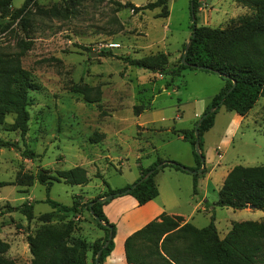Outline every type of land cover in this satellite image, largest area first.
<instances>
[{
  "label": "rangeland",
  "instance_id": "obj_1",
  "mask_svg": "<svg viewBox=\"0 0 264 264\" xmlns=\"http://www.w3.org/2000/svg\"><path fill=\"white\" fill-rule=\"evenodd\" d=\"M154 1L34 0L24 25L19 19L11 22L0 18V54L19 56L21 67L37 88L28 94L29 121L24 140L18 131L11 130L13 115L4 113L0 103V182L7 183L0 188V240L13 245L5 257L17 256L18 252L22 256L21 264H26L30 253L23 242L28 234H34L43 225L40 217L49 213L53 218L48 224L60 226L71 221L72 237L91 241L98 230L86 203L105 194L108 188L120 190L132 185L131 180L141 164L146 167L149 162H156V157L160 159L168 151L180 150V144L174 142L163 146L162 140L167 141L169 135L159 134L155 128L191 129L196 120L194 114L198 119L203 115L204 99L215 84L209 77L219 76L187 69L166 88L171 73L178 70L180 56L191 34L189 0H167V17L161 16V8L118 9V4L140 8ZM215 1L198 0L197 25L202 26L205 21L211 28L224 29L241 18L228 20L220 11L211 12ZM23 2L10 0L9 10L20 8ZM65 7L69 9L68 14L64 12ZM251 15L252 11L247 9L244 16ZM159 54L165 57L166 65L158 72L127 63L128 59ZM262 105L264 99L260 98L225 157L212 158L211 164H219L216 171L231 164L264 165V136L259 130L264 126ZM135 106L141 113L139 119L133 112ZM218 113L224 114L225 110L221 108ZM254 116L262 120L254 123ZM138 123L147 124L145 131L136 128ZM222 129L223 124L217 122L209 140L213 141ZM152 146L157 147L153 154ZM24 150L32 151L34 157L22 156ZM136 153H147L148 158L135 160ZM180 154L181 160L187 157ZM181 166L189 171L179 174L182 176H179L180 193L177 192L185 214L191 209L187 204L190 197L198 200L200 195L193 196L190 191L193 165ZM75 167L85 169L86 185L55 182L46 192L34 180L27 194L18 185L19 174L35 176L42 168L54 176L57 171ZM216 194L209 192L208 207L196 212L192 224L205 227L214 216L215 228L222 237L233 222H260L264 217L263 212L255 209L214 207ZM47 198L65 206L75 200L80 208L73 215L56 213L44 202ZM27 200H33L31 221L15 210L28 203Z\"/></svg>",
  "mask_w": 264,
  "mask_h": 264
},
{
  "label": "trees",
  "instance_id": "obj_2",
  "mask_svg": "<svg viewBox=\"0 0 264 264\" xmlns=\"http://www.w3.org/2000/svg\"><path fill=\"white\" fill-rule=\"evenodd\" d=\"M33 1L24 0L20 8L10 11V0H0V18H6V21L11 22L19 19L24 25L29 6ZM189 3H192L190 16L191 14L194 16L188 38L191 43L184 63L181 62L182 54L178 70L175 71L176 73H171L166 88L172 84L174 77L181 76V71L198 67L203 68L205 72L218 75L225 81L223 89L206 107L203 114L208 113V115L198 128L201 157L194 150V126L198 120L191 130L173 131L191 147L196 161V167L191 169V172L194 171L191 173L192 191L196 194L197 180L205 170L198 171L201 168L200 158L204 160L201 137L213 125L217 110L223 106L228 111L244 116L259 98L264 99V0H236L239 6L251 10L252 15L243 16L224 29L197 25L198 0H189ZM128 7L133 11H152L161 8V16H168L167 0H155L140 8L131 4H118V9ZM68 10V7L64 8L67 14ZM127 63L158 72L165 68L166 59L159 54L138 60L128 59ZM233 81L235 86L229 92ZM36 89L29 73L21 67L19 56L8 57L0 54V103L4 113L13 115L11 130L18 131L22 140L28 132V94L30 90ZM214 107L217 109L209 113ZM133 112L138 116L139 107L135 106ZM262 135L264 136V129ZM22 156L32 159L34 153L24 150ZM161 163L163 165L156 169ZM165 167L182 171L179 163L157 159L148 168L143 169L139 166L140 176L134 183L149 171L153 172L135 187H132L133 183L120 190L108 188L105 194L86 203L91 216H96L94 221L97 228L104 233L101 239L92 244L79 237H72L74 228L71 221L55 226L48 224L53 218L52 213L42 215L40 220L43 225L34 234H28L26 237L31 255L30 264H87L86 256L89 251L92 255L91 264H94L97 252L111 235L107 247L102 250L98 258V264H102L113 249L115 236V227L103 215L102 206L124 195L133 197L140 206L153 200L158 195L153 178ZM17 180L18 185L26 189L36 180L45 187L46 192H49L55 182L71 186L88 183L86 171L81 167L57 171L54 176L40 168L35 176L19 174ZM5 185L7 183L0 182V188ZM44 202L56 213L73 215L80 208L75 200L70 206L61 205L48 198ZM212 205L233 210L252 206V209L264 213V165L233 167L226 175L218 191L217 200ZM15 210L19 211L27 221L33 219L31 203H23ZM8 249L9 245L0 240V264H17L14 260L5 257ZM124 253L128 264H264V220L233 222L228 232L221 238L214 225V216L210 218L207 226L196 228L189 222L184 223L181 217L162 214L158 220L149 222L125 240Z\"/></svg>",
  "mask_w": 264,
  "mask_h": 264
},
{
  "label": "crops",
  "instance_id": "obj_3",
  "mask_svg": "<svg viewBox=\"0 0 264 264\" xmlns=\"http://www.w3.org/2000/svg\"><path fill=\"white\" fill-rule=\"evenodd\" d=\"M227 1L228 0L215 1L210 11L211 12L215 11L216 14L218 13L217 11H220L224 13L225 16L228 17V20H233L238 17H242L247 13V8L237 5L236 0H233L231 3H228ZM221 9H224L225 11H221ZM203 11L206 12L207 11L206 8L203 9ZM210 11L208 13H211ZM202 26L209 27V24H207V22L204 21L202 23ZM184 71L185 70L181 71V74ZM209 74H213V73L209 72ZM207 76H212V75H207ZM214 78H219L217 80H220V81H216V79ZM209 80L215 82V84H213V87H211L210 89L211 93L204 99V102H203L204 108H202L204 111L206 107L208 106V104L210 103L211 99L215 95H217L223 89L225 85V81L221 77H211V78L209 77ZM258 100L255 103V105L244 116H240L233 111H228L223 106H221L217 110V113L215 114L214 119H213V125L201 137L202 152L204 154V168L203 169L205 170L202 176L199 177L198 179L196 194H193L192 187L190 184V191L192 195L196 196L198 194L200 195V198L198 200H194L192 196L190 197V200L188 201L187 204L191 209L189 210L188 213L184 214L183 212L184 210H182L183 207L180 204L181 201L177 194V192L180 193L179 188L181 185V177L179 176H182L179 174H183L187 172L177 171L175 169H168V168L160 169L153 178L154 183L156 184V187L158 190V195L153 200L140 206L138 205L137 201L133 197L126 195V196L114 198L102 206L103 215L105 216L107 221L110 224L114 225L115 227V236L113 239V249L110 252V254L104 259L102 264H128L125 259V253H124L125 240L131 234L141 229L149 222L158 220L160 215L165 214L168 216H178L184 220V223L186 222L191 223L196 212H198L199 210L200 211L206 210V207H208V203H209V198H208L209 192L210 191L215 192L217 193L216 195L218 196V191L221 188L226 175L233 167H235V164H231L230 166H225V169L220 168L219 171H216V168L219 167V164L217 165L211 164L212 158H214L215 155L218 158V160H222L225 157V155L228 153L229 149L233 145L234 139L237 133L240 131V128L246 122L253 108L256 106V104H258ZM221 108L225 110V113L224 114L221 113L220 115H218L219 114L218 112L219 110H221ZM262 108L264 110V105H262ZM140 115L141 113L137 116V119L140 118ZM194 117L196 118L195 121H197L198 117H196L195 114H194ZM253 118L255 120L254 123H256V121L262 120L260 117L258 118L256 116H254ZM217 122H220L221 125L223 124V129L220 131L219 134L215 136L216 138L213 141H211L209 140V136L213 134L212 131L217 125ZM146 125L147 124H144V123H138L136 124V128H140L143 131H145ZM155 129H157L155 130V132L157 133L160 132L159 134L165 133V135L167 134L169 135L167 136V141L163 142L162 140L161 144L163 146L166 147L168 145H171L172 142H174L176 145L180 144L178 145L180 148L179 151L178 150L173 151V152L168 151L167 153H164L161 156L162 157L160 158L161 160L174 161L176 163H179L187 167H190L189 165H193L194 168L196 167V161L193 157L192 150L189 149L191 147L186 149L184 146H189L188 143L185 142L181 136H178L173 133V131L191 130V129H175L174 127H160V128H155ZM263 129H264V126L259 129L261 134H262ZM159 147H162V146H159ZM156 149L157 147L154 148L152 146L150 152H152L153 154ZM180 153H184L185 155H187V157L185 156L184 160H181ZM144 157L148 158L147 153H136L135 160L140 161ZM157 159L159 158L156 157L154 161H156ZM153 163L154 162H149V164L146 167L142 166V164L140 166L143 169H145L151 166ZM137 165L139 164L136 163V166ZM208 165H210L209 168H207ZM237 166H240V165H237ZM139 176H140V171L138 169V173L136 174L135 178L131 180L132 181L131 183H134L139 178ZM172 178H174L173 179L174 182H172ZM28 189L25 188L22 191H27L26 192L27 194ZM215 201L216 200H214L213 203ZM27 202L32 203L33 200H27ZM242 210L248 211L251 209L248 207ZM263 220H264V217L261 218V221ZM192 225L196 228H199L195 226L194 224ZM97 230L98 232L95 234L94 238L89 242L86 241L87 243L92 244L94 241L101 239L103 237L104 235L103 231L100 230L99 228H97ZM18 241L22 242V239H18ZM3 242H6L9 245V251L11 252L13 245L7 241H3ZM23 246H26V248H28V244L26 240L23 242ZM20 256H21L20 253L17 252V256L13 257V255H11L10 259L15 260L17 264H21L20 260L22 256L21 257ZM27 259H28V262L26 264H30L31 255H29ZM91 259H92V255H91V252L89 251L86 256L87 264L91 263Z\"/></svg>",
  "mask_w": 264,
  "mask_h": 264
},
{
  "label": "water",
  "instance_id": "obj_4",
  "mask_svg": "<svg viewBox=\"0 0 264 264\" xmlns=\"http://www.w3.org/2000/svg\"><path fill=\"white\" fill-rule=\"evenodd\" d=\"M190 8H191V12H192V3L190 4ZM191 22L194 23V16L193 14H191ZM191 41L188 40L187 44L185 45V48H184V52H183V55H182V58H181V62L184 63V59L186 57V54H187V51H188V48H189V45H190ZM95 55L92 53L91 54V57H94ZM192 68H196L195 66H192ZM198 70H204L203 68L201 67H198L196 68ZM235 86V82L233 81L232 82V86L231 88L229 89V92L234 88ZM217 109V107H214L213 109H210L209 113L215 111ZM208 113L206 114H203L197 121V123L195 124L194 126V137H195V144H194V150L195 152L200 156V151H199V138H198V128L200 126V123L207 117ZM201 157V156H200ZM200 161H201V169L199 170V172H201L204 168V160L203 158H200ZM163 164H159L156 166V169H159ZM180 169L182 171H185V172H189L188 169H185V167H180ZM153 171H149L145 176H143L141 179H139L136 183H134L132 185V187H135L136 185H138L140 182L144 181L146 178H148L151 174H152ZM190 173H193V172H190ZM91 206V204H90ZM250 209H252V206H248ZM94 219H96V216H93ZM108 229H111L110 227H107ZM111 239V235L108 236V240L104 243V245L102 246V248L97 252V255H96V258H95V261H94V264H98V258L102 252V250L104 248L107 247L108 245V242L109 240Z\"/></svg>",
  "mask_w": 264,
  "mask_h": 264
}]
</instances>
